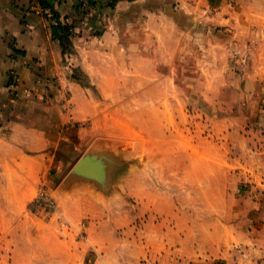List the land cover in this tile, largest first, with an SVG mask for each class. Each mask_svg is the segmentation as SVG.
Returning a JSON list of instances; mask_svg holds the SVG:
<instances>
[{
	"label": "rangeland",
	"instance_id": "obj_1",
	"mask_svg": "<svg viewBox=\"0 0 264 264\" xmlns=\"http://www.w3.org/2000/svg\"><path fill=\"white\" fill-rule=\"evenodd\" d=\"M201 58L189 55L176 71L180 75L173 74L181 86L152 92L181 100L167 104L106 102L89 75L68 66L64 76L81 84L88 98L79 103L71 101L74 93L63 95L68 101L63 129L73 134L49 168L52 175L58 172V181L37 185L27 209L17 213L13 203L7 207V167H0V264H264V165L258 156L264 151V87L249 91L235 80L231 87L206 86ZM225 76L230 80V72ZM44 89L51 93L49 86ZM103 139L115 159L111 182L119 186L113 206L112 199H102L109 226L89 243L90 216H81L75 206L60 212L58 199L68 203L75 195L76 208L81 204L78 194L91 188L80 184L93 183L70 173L86 146ZM113 183L107 189L93 185L103 192ZM40 190L55 200L53 212L37 206ZM141 190L169 197L131 195ZM163 239L171 250L163 248ZM94 244L102 246L100 252Z\"/></svg>",
	"mask_w": 264,
	"mask_h": 264
},
{
	"label": "crops",
	"instance_id": "obj_2",
	"mask_svg": "<svg viewBox=\"0 0 264 264\" xmlns=\"http://www.w3.org/2000/svg\"><path fill=\"white\" fill-rule=\"evenodd\" d=\"M88 1V6L78 8L77 0H46L62 20L67 16L75 22L71 52L64 54L49 30L54 21L32 10L39 7L36 0H0V167H7V199L11 200L7 207L13 203L17 213L27 209L37 185L58 181V172L52 175L49 168L73 134L63 129V103H68L63 95L74 93L69 94L71 101H87L83 86L64 76L68 66L89 75L106 102L181 103L177 95L165 92L157 97L152 92L181 86L173 74L180 75L176 71L180 73L189 55L203 57L200 66L208 73L206 86L231 87L239 81L240 88L249 91L264 87V0H236L234 5L230 0ZM237 70L241 75L236 78ZM225 72H230V80ZM11 73L19 76L16 94L8 88ZM109 148L106 139L92 141L82 155ZM260 153L259 163L264 165V151ZM136 179L140 177L132 181ZM117 183L108 193L81 183L80 187L91 189L78 194L77 208L75 195L69 196L72 202L68 203L58 199L60 212L75 206L81 216H90L89 243L100 239L109 226L104 221L109 208L103 200L112 199L111 206L116 203ZM133 192L137 199L169 197L165 191ZM167 212L171 218L169 204ZM53 222L52 218V224L58 221ZM53 226L64 231L60 223ZM169 242L163 239L164 249L171 250ZM94 248L100 252L102 246L94 244Z\"/></svg>",
	"mask_w": 264,
	"mask_h": 264
},
{
	"label": "trees",
	"instance_id": "obj_3",
	"mask_svg": "<svg viewBox=\"0 0 264 264\" xmlns=\"http://www.w3.org/2000/svg\"><path fill=\"white\" fill-rule=\"evenodd\" d=\"M36 2L42 9H51V16H45L47 20L54 21V23L49 26V30L53 40L59 42L63 53L65 54L67 50H70V46L72 45L73 33H71L70 30L71 28L75 29V22H73L71 25L67 24L66 19L68 17L66 16L64 18L65 20H62L60 14L57 13L49 4H47L46 0H36ZM78 5V8L83 6L81 3Z\"/></svg>",
	"mask_w": 264,
	"mask_h": 264
},
{
	"label": "built area",
	"instance_id": "obj_4",
	"mask_svg": "<svg viewBox=\"0 0 264 264\" xmlns=\"http://www.w3.org/2000/svg\"><path fill=\"white\" fill-rule=\"evenodd\" d=\"M79 3H81L83 6H88L89 5V1L88 0H77ZM236 2V0H230V4L234 5ZM32 10L43 15V16H51L52 12L51 9H42L40 7L36 6H32ZM66 23L71 25L73 24V21L71 19H67ZM71 33H74V29L71 28L70 30ZM19 84V77L17 74L15 73H11V78H10V82H9V90L12 92L17 85ZM39 204L37 205L38 207L41 208H45V210L47 212H53L55 210L56 207V202L55 200L50 197L49 194H47L44 190H40L39 191Z\"/></svg>",
	"mask_w": 264,
	"mask_h": 264
},
{
	"label": "water",
	"instance_id": "obj_5",
	"mask_svg": "<svg viewBox=\"0 0 264 264\" xmlns=\"http://www.w3.org/2000/svg\"><path fill=\"white\" fill-rule=\"evenodd\" d=\"M92 153H96L95 155H98V154H102V155L109 154V153H106V152H103V153H100V152H87L86 154H84V156L80 159V161L73 168V170L70 173V177L82 179L84 181H88V182H91L93 184H97L99 186H102L104 189L110 188V184L112 183L111 182V178L112 177H111V174H110L109 170H110L111 164L113 162H115L114 161L115 160L114 157L112 156V154H109V155H111L112 160L108 164H107L106 161L104 162L105 163V173H104V175L106 174V181L107 182H105L104 178L98 181L97 179L92 177V174H91L92 168H90V171L88 170L87 160L89 158H87V156L89 154H92ZM91 160L92 159H89V162ZM89 162H88V164H89ZM107 191H103V192H107Z\"/></svg>",
	"mask_w": 264,
	"mask_h": 264
},
{
	"label": "bare ground",
	"instance_id": "obj_6",
	"mask_svg": "<svg viewBox=\"0 0 264 264\" xmlns=\"http://www.w3.org/2000/svg\"><path fill=\"white\" fill-rule=\"evenodd\" d=\"M95 154L96 153H92L87 156V158L92 159L90 162H89V159L87 160L88 170L90 171V168H92L91 170L92 177H94L98 181L104 178L105 182H107L106 174L104 175L105 173V163L104 162L106 161L107 164L110 163V161L112 160L111 155L109 154L95 155Z\"/></svg>",
	"mask_w": 264,
	"mask_h": 264
}]
</instances>
